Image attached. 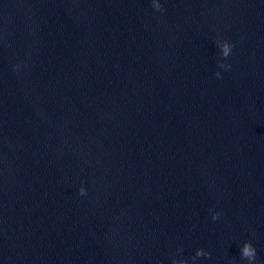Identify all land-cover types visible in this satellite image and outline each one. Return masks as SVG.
<instances>
[{"label":"water","instance_id":"95a60500","mask_svg":"<svg viewBox=\"0 0 264 264\" xmlns=\"http://www.w3.org/2000/svg\"><path fill=\"white\" fill-rule=\"evenodd\" d=\"M158 2L0 0V264H264V0Z\"/></svg>","mask_w":264,"mask_h":264},{"label":"clouds","instance_id":"9594fccd","mask_svg":"<svg viewBox=\"0 0 264 264\" xmlns=\"http://www.w3.org/2000/svg\"><path fill=\"white\" fill-rule=\"evenodd\" d=\"M151 6L155 11H163L162 5L158 2V0H151ZM216 46L219 49V55L221 57L220 60L217 61V65L219 68L228 70L230 69L231 65L228 63H225L224 60H226L229 55L231 54V50L235 46L234 44L230 43L227 39H218L216 41ZM20 65H14V68H19ZM214 75L216 78H222L219 71L215 72ZM79 195H86V189L81 186L78 189ZM211 211V210H210ZM220 216L219 212L211 211V218L213 221L217 220ZM178 251H180L178 249ZM210 253L203 250V249H197L195 252V255L192 257L193 261L198 257H210ZM241 259L247 260L248 264H253V262L256 260L257 252L255 247L251 244L249 241H245L242 246L240 247V253H239ZM160 264V262H158ZM171 264H188V262L185 259H176L175 257L172 258Z\"/></svg>","mask_w":264,"mask_h":264}]
</instances>
